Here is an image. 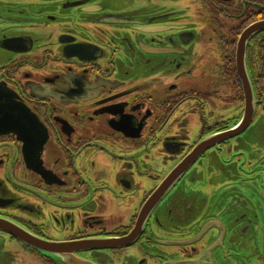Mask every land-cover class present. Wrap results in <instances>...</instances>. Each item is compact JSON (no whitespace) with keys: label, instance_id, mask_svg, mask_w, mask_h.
<instances>
[{"label":"flooded vegetation","instance_id":"obj_1","mask_svg":"<svg viewBox=\"0 0 264 264\" xmlns=\"http://www.w3.org/2000/svg\"><path fill=\"white\" fill-rule=\"evenodd\" d=\"M157 1L0 0V221L89 241L87 264H264L262 162L236 144L264 140V31L246 43L241 129L235 63L264 0ZM17 248L56 264L0 229V258Z\"/></svg>","mask_w":264,"mask_h":264},{"label":"water","instance_id":"obj_2","mask_svg":"<svg viewBox=\"0 0 264 264\" xmlns=\"http://www.w3.org/2000/svg\"><path fill=\"white\" fill-rule=\"evenodd\" d=\"M262 31H264V21L253 23L242 32L237 42L235 63L237 74L241 83L244 103V112L240 124V129L245 127L249 123L254 113V92L245 66L246 43L252 36ZM13 124L14 123L5 124L4 120H0V128L10 125L12 126ZM225 136H228V133L225 134ZM208 147L210 146H205L204 143L196 146L195 150L183 161L179 168L175 170L170 175V177L167 178V181L162 184V187L151 195L144 207H150L156 201L157 197L160 196L162 189L166 187L169 181L172 180L174 176L181 173L192 162V160L201 153L203 149H206ZM0 229L10 234L29 248L37 251L45 257H49V259L56 264H87L86 262L77 259L75 257V253L78 251L90 249L91 246L89 241L60 244L50 243L35 237L19 225L7 221H0Z\"/></svg>","mask_w":264,"mask_h":264},{"label":"rangeland","instance_id":"obj_3","mask_svg":"<svg viewBox=\"0 0 264 264\" xmlns=\"http://www.w3.org/2000/svg\"><path fill=\"white\" fill-rule=\"evenodd\" d=\"M157 1V0H156ZM158 4L162 5L161 2L157 1ZM203 56L199 58L198 63L201 65H211L214 52L212 49V55L208 53V51L203 50ZM264 140L257 137V133L250 129L248 132H246L243 136L240 137V139L236 140L237 146H240L241 152L245 156L247 160H251L252 162L257 161L258 166L262 162L261 171H264V159H262L263 156H260V153H264V146L262 145ZM238 164V163H237ZM249 171V170H247ZM248 172H242V175H246ZM261 182L264 183V178L261 180ZM261 185L260 182H258L257 186ZM260 192L264 194V189H260ZM16 253L21 256L20 261H15V264H42V261H40L39 258L31 256L29 253H25L20 248L16 249ZM0 264H8L5 263L0 258Z\"/></svg>","mask_w":264,"mask_h":264}]
</instances>
